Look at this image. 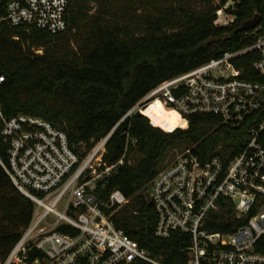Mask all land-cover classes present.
<instances>
[{
  "label": "built area",
  "instance_id": "1",
  "mask_svg": "<svg viewBox=\"0 0 264 264\" xmlns=\"http://www.w3.org/2000/svg\"><path fill=\"white\" fill-rule=\"evenodd\" d=\"M68 6L69 0H12L4 19L12 26L57 33L68 26ZM226 6L217 10L218 26L235 20ZM250 30L254 43L160 82L89 149L77 151L67 133L47 119L27 113L6 118L0 106L2 134L9 143L7 162L0 157V163L35 203L31 223L2 264H170L115 225L113 214L129 198L120 189L104 198L103 191L127 155L108 164L103 158L107 142L136 111L148 116L143 109L156 99L187 121L183 128L189 116L200 113L217 115L237 128L261 111L264 25ZM249 51L258 54L253 66L263 81L242 75L237 61ZM3 78L0 74V82ZM250 132L237 153L222 143L205 152L197 151L196 144L186 146L151 180L155 235L185 238L175 256L182 264H264V118L254 119ZM217 224L228 230L210 229Z\"/></svg>",
  "mask_w": 264,
  "mask_h": 264
},
{
  "label": "trees",
  "instance_id": "2",
  "mask_svg": "<svg viewBox=\"0 0 264 264\" xmlns=\"http://www.w3.org/2000/svg\"><path fill=\"white\" fill-rule=\"evenodd\" d=\"M10 1L0 0L4 116L27 113L47 119L67 133L77 151L106 136L160 82L254 43L256 36L242 28L245 21L261 14L264 25V0H69L68 26L54 33L12 26L4 19ZM159 1L162 4L157 5ZM225 5L235 20L218 26L217 10ZM257 58L256 51H249L237 61L244 78L263 81L253 66ZM143 111L153 124L136 111L107 142L103 158L108 164L125 153L129 157L138 152L141 157L135 164L127 159L109 177L103 197L122 190L129 201L113 214L115 225L152 254L182 264L175 256L185 238L179 233L169 239L155 235L157 216L148 195L151 180L168 149L183 141L203 152L229 144L237 153L252 136V121L264 118V107L237 128L217 115L200 113L189 116L186 128L181 127L187 125L181 116L165 129L155 123L149 109ZM2 129L0 118V157L7 162L9 143ZM34 211L33 200L16 187L0 163V264L31 223ZM210 229L228 230L221 224Z\"/></svg>",
  "mask_w": 264,
  "mask_h": 264
},
{
  "label": "bare ground",
  "instance_id": "3",
  "mask_svg": "<svg viewBox=\"0 0 264 264\" xmlns=\"http://www.w3.org/2000/svg\"><path fill=\"white\" fill-rule=\"evenodd\" d=\"M147 109L154 114L155 123L165 129H170L180 121L181 115L159 99L153 100Z\"/></svg>",
  "mask_w": 264,
  "mask_h": 264
},
{
  "label": "rangeland",
  "instance_id": "4",
  "mask_svg": "<svg viewBox=\"0 0 264 264\" xmlns=\"http://www.w3.org/2000/svg\"><path fill=\"white\" fill-rule=\"evenodd\" d=\"M160 4H162L161 1H159L157 5H160ZM191 145H192L191 143H188L187 141H183L182 143H179L176 146L170 147L168 151L166 152L164 159L160 163V168L167 166L169 163H171V161L175 160L177 155L180 152H182L186 146H191ZM140 157H141L140 153L134 152L131 156L129 157L127 156V159L129 163L135 164L140 159Z\"/></svg>",
  "mask_w": 264,
  "mask_h": 264
},
{
  "label": "water",
  "instance_id": "5",
  "mask_svg": "<svg viewBox=\"0 0 264 264\" xmlns=\"http://www.w3.org/2000/svg\"><path fill=\"white\" fill-rule=\"evenodd\" d=\"M261 19H262V15L261 14H257L253 18L245 21L244 24H243V26H242V28L243 29H246V30L247 29H252V28L256 27L259 24V22L261 21Z\"/></svg>",
  "mask_w": 264,
  "mask_h": 264
}]
</instances>
